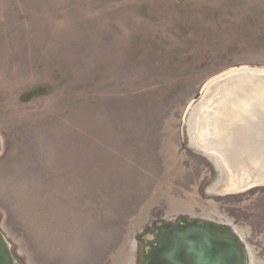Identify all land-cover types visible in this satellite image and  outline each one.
Returning a JSON list of instances; mask_svg holds the SVG:
<instances>
[{
  "label": "rangeland",
  "instance_id": "1",
  "mask_svg": "<svg viewBox=\"0 0 264 264\" xmlns=\"http://www.w3.org/2000/svg\"><path fill=\"white\" fill-rule=\"evenodd\" d=\"M244 69L264 70V0H0V231L17 264H146L181 224L264 264V185L215 192L231 172L190 132Z\"/></svg>",
  "mask_w": 264,
  "mask_h": 264
},
{
  "label": "water",
  "instance_id": "2",
  "mask_svg": "<svg viewBox=\"0 0 264 264\" xmlns=\"http://www.w3.org/2000/svg\"><path fill=\"white\" fill-rule=\"evenodd\" d=\"M234 76L252 77L254 79L252 82L259 84L264 82L263 69H244L234 72L222 83H218L215 86V92L217 93V89L223 84L226 85V81ZM215 99H218V96ZM215 99H213L212 106H214ZM262 99L258 100L250 110V114L244 116L241 122L235 126L236 134L231 133L232 135L229 134L227 137L230 152L229 157L226 158L228 161L225 160L227 169L231 172V176L236 175L233 176L234 178L242 177L244 179V186L238 191L264 185V96ZM195 112H193L190 121L194 120L196 114H200L199 111ZM199 148L214 159L217 165L218 160L223 161L219 153L201 146ZM1 151L0 136V153ZM167 233L171 237L173 245L163 254V259L170 264H247V249L234 238L216 236L202 227L187 231L171 229ZM0 264H17L1 231Z\"/></svg>",
  "mask_w": 264,
  "mask_h": 264
},
{
  "label": "bare ground",
  "instance_id": "3",
  "mask_svg": "<svg viewBox=\"0 0 264 264\" xmlns=\"http://www.w3.org/2000/svg\"><path fill=\"white\" fill-rule=\"evenodd\" d=\"M253 80L252 77L234 76L230 78L226 81V85L223 84L217 89L218 99L214 100L212 112H200L194 116V120L190 121L191 140L193 139L204 149L220 154L224 161L218 160L222 173H225L223 167H227L226 161L228 160L226 158L230 155L227 137L231 133L236 134L235 126L241 122L244 116L250 114L255 103L264 96V82L259 84L252 82ZM233 176H228V178H232L231 183L228 184L225 181L227 178V174H225L224 180L219 181L213 190L222 193L241 189L244 186V179Z\"/></svg>",
  "mask_w": 264,
  "mask_h": 264
},
{
  "label": "flooded vegetation",
  "instance_id": "4",
  "mask_svg": "<svg viewBox=\"0 0 264 264\" xmlns=\"http://www.w3.org/2000/svg\"><path fill=\"white\" fill-rule=\"evenodd\" d=\"M196 227H202V228H206V227H204V226H197V225H194V226H192V227H190V228H187V227H185L183 224H181V225H177V226H172V225H170V226H168V228L165 230V232H164V237L166 238V239H168V245L166 246V248H165V250L161 253V255L159 256V254H157L156 253V249H157V247H158V245H159V243L158 242H156V243H154V244H152L153 246H151V247H149L148 248V250H147V262H146V264H170L169 262H167V261H165L164 259H163V254L166 252V251H168V250H170L171 249V247H172V245H173V242H172V239H171V237L168 235V231L169 230H171V229H175V230H178V231H187V230H190V229H193V228H196ZM209 232H211L212 234H214V235H216V236H220V237H229V236H227V235H225V234H222V233H216V232H214V231H212V230H210V229H208V228H206ZM156 238V236H154L153 237V239H155ZM229 238H233V237H229ZM234 239H236V238H234ZM236 241L240 244V245H242V243L239 241V240H237L236 239ZM244 246V245H243ZM247 264H248V261H247Z\"/></svg>",
  "mask_w": 264,
  "mask_h": 264
}]
</instances>
